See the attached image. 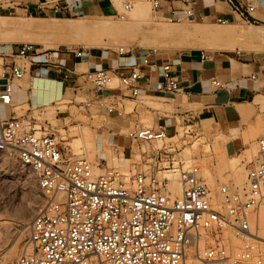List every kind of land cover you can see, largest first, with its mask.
<instances>
[{
	"label": "built area",
	"instance_id": "2783aa9c",
	"mask_svg": "<svg viewBox=\"0 0 264 264\" xmlns=\"http://www.w3.org/2000/svg\"><path fill=\"white\" fill-rule=\"evenodd\" d=\"M147 1L158 12L164 4L171 9L174 2L189 10L195 0ZM120 8L116 18L123 20L133 8L131 0L122 1ZM51 9L56 15L67 11L59 3H52ZM234 10L239 11L237 7ZM253 11L254 6H248L238 13L243 16ZM185 18L193 20L194 15ZM182 20L169 17L168 21ZM217 22L229 24L222 18ZM85 52L77 48L70 53L81 59ZM58 53L33 43L17 45L13 52L17 61L0 66V107L10 105L12 85L37 64L48 68L54 81H66L70 71L60 63ZM115 54L121 60L132 57L123 47ZM157 55L156 49L147 50L129 75L107 69L82 73L75 91L86 93L88 99L81 106H96L106 115L119 113L126 99L139 96V66L155 68L151 59ZM36 57L42 60L34 61ZM206 58L201 51V59ZM172 67L169 61L159 67L163 93L168 96L180 92ZM114 80L121 86L119 96L112 92L116 87H110ZM211 84L223 87L217 80ZM174 136L160 124L128 132L126 138L134 144L167 142L150 155V169L138 171L129 185L128 177L106 161L104 165L92 163L70 152L45 127L37 125L31 114L6 118L0 112V154L30 169L43 199L27 225L30 252L7 264H264V239L259 236L264 136L257 139L259 161L247 169L244 185L228 182L215 192L206 186L200 167H179L178 151L169 142ZM174 176L180 185L177 196L170 189Z\"/></svg>",
	"mask_w": 264,
	"mask_h": 264
},
{
	"label": "rangeland",
	"instance_id": "374dc122",
	"mask_svg": "<svg viewBox=\"0 0 264 264\" xmlns=\"http://www.w3.org/2000/svg\"><path fill=\"white\" fill-rule=\"evenodd\" d=\"M131 2L133 10L123 20L102 17L34 19L20 13L1 14L0 23L19 22L27 26L38 25L40 28L35 31L0 30V47L10 49L21 43H33L61 53L66 49L77 48L91 52L106 49L117 51L120 47L131 52L156 49L165 54L193 49L208 54L230 55L239 52L264 60V36H258V32L264 31V17L257 13L253 14L259 19L255 24L223 25L217 21L204 23L187 19L169 22V17H163L151 9L149 1ZM138 8L143 9L140 15L134 11ZM74 24L86 25L87 29L72 31L69 27ZM238 30L248 36L235 34L227 38L216 37L220 32L232 33ZM31 37L35 40H31ZM31 82L35 81L31 79ZM38 83L49 90L58 91L64 101L60 100L59 95L50 96L53 106L48 104L31 114L36 119V124L45 127L48 133H52L78 157L92 163L101 162L103 165L106 161L108 166L115 167L121 175L128 177L125 181L129 185L138 171L150 169V155L167 145V142L134 144L126 135L134 127L151 128L161 119H167L175 131L170 136L175 134L176 138L169 142L178 151L179 167L186 169L192 163L200 167L205 184L211 191H217L225 183H234L236 176L241 175L245 179L247 169L259 161L256 142L264 136V97L246 104L252 109L250 114L242 118L240 137L243 147H239V140L235 141V137L221 131L213 123L207 110L200 105L189 104L185 99L176 102L174 96L166 94L163 99H129L124 101V109L119 113L106 115L96 106L88 109L81 106L88 99L84 92L72 88L63 92L61 84L48 79H42ZM116 84L117 81L110 87L114 88ZM57 109L64 113L56 116ZM100 154L104 156H99ZM235 186L238 187L236 184ZM42 204L43 199L38 193L30 169L17 160L0 154L1 263L7 264L26 253L25 251L30 252L26 246L27 225ZM28 209L35 211L30 218L22 221L23 212ZM22 223L26 225L25 228ZM259 234L262 235L260 229ZM8 248L14 249L15 256L4 255ZM3 255L8 262L3 260Z\"/></svg>",
	"mask_w": 264,
	"mask_h": 264
},
{
	"label": "crops",
	"instance_id": "0c3cea01",
	"mask_svg": "<svg viewBox=\"0 0 264 264\" xmlns=\"http://www.w3.org/2000/svg\"><path fill=\"white\" fill-rule=\"evenodd\" d=\"M122 1L124 0H0V16L13 12L29 15L34 19L116 18L121 13L119 7ZM52 3L65 5L67 7L66 13L54 14L51 9ZM248 6H254V11L250 15L240 16L238 12L244 11ZM235 7L239 11H235ZM142 10V8H138L134 11L140 15ZM156 13L163 17L183 19L192 13L194 19L191 21L204 23H212L218 18H222L228 20L231 25L255 24L259 19L253 15L254 13L264 17V0H195L189 10L184 9L180 3L174 2L171 9L164 4L163 8ZM39 28L38 25L27 26L19 22L0 23V30L7 32L12 30L35 31ZM69 29L72 31L85 30L87 26L74 24ZM235 34L248 36L247 33L238 30L232 33L220 32L216 34V37L227 38L233 37ZM258 36L262 38L264 31L258 32ZM31 40H35V38L31 37ZM16 47H10V49L9 47H0V66L10 65L13 62V52ZM72 50L66 49L64 52L58 53V60L65 69L70 71L66 81L62 83L55 81L61 84L63 92L81 85L80 75L87 71L107 69L115 73L121 72L124 75H129L132 68L139 65L140 57L146 52L136 50L132 52V57L121 60L115 51L106 49L97 52L88 51L81 59H74L70 53ZM206 55L207 58L202 60L201 51L193 49L171 54L159 53L151 59L156 65L155 68L148 69L139 66L142 71V78L138 83L139 96L137 100L165 98L159 67L164 62H172L173 75L177 78L180 87V92L174 96L175 101L182 102L185 99L189 104L202 106V109L210 113L213 123L221 131L235 137V141L239 140V147H243L240 137L243 126L242 118L250 114L252 109L246 104L253 103L258 97H264V60L255 55L236 54V52L230 55L226 53H206ZM38 60H42V58L36 57L34 59V61ZM27 75V78L25 77L12 85L10 105L0 107V112L4 117L29 116L35 110L48 104L53 106L54 102L49 100L53 94L59 95L60 100H63L58 91L49 90L46 86L38 83L42 79L53 80V74L48 68L37 64ZM31 79L35 82L30 83ZM212 80L219 81L223 87L216 88L211 84ZM38 91H42L44 96L37 97L35 94ZM112 92L116 96L121 95L119 83L116 84V88ZM243 112L247 113L243 114ZM60 113L64 112L57 109L56 116ZM156 124L164 125L169 135L173 133L172 124L167 119L158 120Z\"/></svg>",
	"mask_w": 264,
	"mask_h": 264
},
{
	"label": "bare ground",
	"instance_id": "6f19581e",
	"mask_svg": "<svg viewBox=\"0 0 264 264\" xmlns=\"http://www.w3.org/2000/svg\"><path fill=\"white\" fill-rule=\"evenodd\" d=\"M116 81V80H115ZM115 81H113V82H115ZM112 82V83H113ZM112 83H111V85H112ZM37 97H39V98H41V97H43L44 96V93L42 92V91H38L36 94H35ZM174 138H176V136H174L173 137V139ZM82 140V139H81ZM75 143V142H74ZM73 143V144H74ZM76 144V143H75ZM76 146V145H75ZM77 147V146H76ZM150 147V146H149ZM143 149H147V148H143ZM77 153V152H76ZM232 158H234V157H232ZM230 159V158H229ZM236 160V159H235ZM234 161V160H233ZM191 163V162H190ZM193 164V163H192ZM191 164V165H192ZM241 174V173H240ZM174 178V180L172 181V183L170 184V189H171V192H172V194H174V195H179L180 194V185H179V183H178V181H177V176L176 177H173ZM235 181H234V185L236 184L238 187H241L242 185H244V183H245V179H244V177L243 176H236L235 177V179H234ZM214 187V186H213ZM34 209V208H33ZM33 209H28V210H26V211H24L23 212V216H22V221L23 220H26V219H28V218H30V216L32 215V213L35 211V210H33ZM22 225L24 226V224L22 223ZM26 226V225H25ZM25 226L23 227V228H25ZM259 229H260V233L262 232V235L261 234H259V236L262 238V239H264V204L260 207V210H259ZM10 247V246H9ZM13 248V247H12ZM12 248H8V250L6 251V254H4L6 257H8V255H9V257L10 256H15V252H14V249H12ZM26 250V249H25ZM27 250H28V248H27ZM26 253H27V251H25ZM23 254V253H22ZM25 254V253H24ZM3 255V260L4 261H7L8 262V260H6V258H5V256Z\"/></svg>",
	"mask_w": 264,
	"mask_h": 264
}]
</instances>
